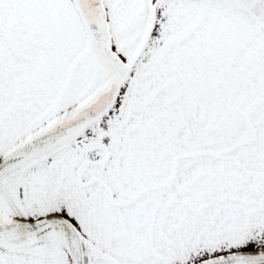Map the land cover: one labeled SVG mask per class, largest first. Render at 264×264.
<instances>
[{"label": "snow or ice", "instance_id": "6c2138e0", "mask_svg": "<svg viewBox=\"0 0 264 264\" xmlns=\"http://www.w3.org/2000/svg\"><path fill=\"white\" fill-rule=\"evenodd\" d=\"M0 264H264V0H0Z\"/></svg>", "mask_w": 264, "mask_h": 264}]
</instances>
